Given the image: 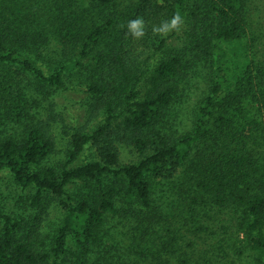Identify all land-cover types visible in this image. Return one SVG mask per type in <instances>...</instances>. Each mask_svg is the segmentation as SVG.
I'll return each mask as SVG.
<instances>
[{
	"label": "trees",
	"instance_id": "trees-1",
	"mask_svg": "<svg viewBox=\"0 0 264 264\" xmlns=\"http://www.w3.org/2000/svg\"><path fill=\"white\" fill-rule=\"evenodd\" d=\"M254 10L252 0H0V172L23 189L15 208L0 204V264H163L170 248L148 241L162 239L157 224L171 233L165 179L179 184L192 217H210L211 235L230 214L216 263L264 264V59ZM85 63L90 108L103 121L72 128L65 159L53 163L61 150L52 100L75 89L66 69ZM208 66L195 125L169 131L183 78ZM122 144L138 158L123 161ZM78 182L86 189L74 197ZM58 198L63 216L47 226L41 213ZM116 216L136 217L148 234L142 259L97 249Z\"/></svg>",
	"mask_w": 264,
	"mask_h": 264
},
{
	"label": "rangeland",
	"instance_id": "rangeland-1",
	"mask_svg": "<svg viewBox=\"0 0 264 264\" xmlns=\"http://www.w3.org/2000/svg\"><path fill=\"white\" fill-rule=\"evenodd\" d=\"M252 2L255 8L253 20L257 27L260 28L257 42L258 55L264 59V0H252ZM219 45L227 47L222 43ZM151 56L152 57L147 61L146 68H148V70L156 61L155 56ZM14 69L17 71V68ZM211 71V67L208 66L206 69L183 78L178 96L168 109L164 119V126H166L169 131L175 134L186 133L193 128L197 117V107L202 97L209 89ZM3 72H5V70L0 66V81L4 76ZM17 73L19 74L17 77L19 80L31 85L33 77L30 73L21 72L19 70ZM90 76L91 72L89 71V67H86V63L85 65L75 67V69L68 67L66 69L65 78L75 89H60L54 94V99L52 101L55 113L57 114V122L54 123V125L56 126L55 128H57V132H59V148L61 152L52 157L53 163L60 159H65L66 155L64 151L73 130L72 128L78 127L83 130L91 131L100 121H103V113H98L97 115L92 114L90 108V103L93 101L91 94L87 91V83L90 81ZM12 130L14 129L7 130V132L12 133ZM2 135L4 134H1V136ZM120 149L123 161L137 159L139 156L129 145L122 144ZM89 156L90 151L87 150L82 158L87 159ZM173 181L168 180L167 182L165 179L164 184H158V187L160 189L162 188L165 194L168 195L166 200L170 202L169 211L165 209L164 211L169 213L167 224L171 233L167 234L166 230L160 228V224H157L156 228L158 232L161 233L162 239H158L154 234L148 242H153L155 237L159 247L164 243V246H167L166 248H170L167 252L164 251L166 250L165 248L161 251L163 259L165 260L163 264H210L211 262H209L208 259L216 263L217 260H220L222 256L225 255V253H222L219 249V239L222 237L220 236V231L222 232L224 229H227L233 232V227L230 226L232 222L230 223L223 220V217L228 219L227 215L230 214L226 213L227 215L220 216L223 230L215 226V236L213 234L211 235L212 228L207 227L211 221L210 217L207 220L201 218V216L192 217L191 214L188 213L187 203H185L181 197L183 192L179 191V184ZM84 185L85 184L81 182L72 185L71 192L74 197L79 196L82 190L86 189ZM21 193H23V189L14 183L11 175L8 172H0V204L5 210L15 208L16 198ZM60 199L61 198L51 199L50 206L47 207L45 212L41 213V219L47 226L55 227L60 223V219L65 210V206ZM180 212H182V215ZM177 214L181 216H177ZM129 217L133 218L130 222L127 221ZM119 218H121L123 222H120ZM135 219L136 217L133 216H128L127 218L118 216L110 218L107 224V230L102 237L103 242L97 249L105 253L106 251H110L111 246L114 248L112 249L114 251L115 248L118 247L117 250L121 249L130 253V256H138L139 259H142L139 255H141L145 249L143 244L149 236L143 229L137 227L138 222ZM159 220L160 219L157 218V221ZM162 224L163 223H161V225ZM163 233L167 234V236H164ZM241 234L243 236V233ZM201 235H203L202 238H200ZM217 241L218 245L215 244ZM70 246L75 247L73 242H70ZM108 254L112 253L108 252ZM248 254L249 253L246 252V255ZM230 257L234 258L236 261L239 260V254L237 251L235 252L234 248L230 251ZM148 261L151 264H156L158 260L154 262L151 257ZM148 261L142 259L138 264H149Z\"/></svg>",
	"mask_w": 264,
	"mask_h": 264
}]
</instances>
